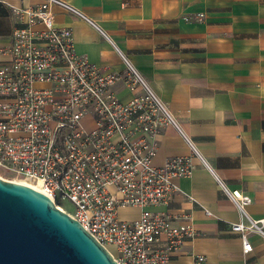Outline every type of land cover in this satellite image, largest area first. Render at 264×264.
<instances>
[{
	"label": "built area",
	"instance_id": "built-area-1",
	"mask_svg": "<svg viewBox=\"0 0 264 264\" xmlns=\"http://www.w3.org/2000/svg\"><path fill=\"white\" fill-rule=\"evenodd\" d=\"M54 7L82 18L109 40L91 18L64 0L13 8L22 25L12 30L9 46L0 48V55H8L0 61V177L36 186L63 211L60 203H71L70 215L105 247H114L118 264H169L196 231L191 223L176 225L151 207L169 203L177 190L174 181L192 173L195 157L246 220L231 223L230 229L239 233L242 252L248 253V235H264V219L247 212L251 196L217 176L112 41L124 64L121 73H101L86 55L77 54L71 29L54 23ZM116 83L131 96L118 97L111 89ZM166 126L177 131L188 153L156 166L157 137ZM124 208L140 213L123 220L119 211ZM193 264L212 263L195 255Z\"/></svg>",
	"mask_w": 264,
	"mask_h": 264
},
{
	"label": "crops",
	"instance_id": "crops-1",
	"mask_svg": "<svg viewBox=\"0 0 264 264\" xmlns=\"http://www.w3.org/2000/svg\"><path fill=\"white\" fill-rule=\"evenodd\" d=\"M40 1L0 0V48L9 46L12 30L22 25L13 8ZM64 1L109 38L54 7V23L71 29L76 53L86 55L101 73H121L124 64L112 41L168 106L217 176L251 196L250 217L264 219V0ZM200 13L203 17L197 19ZM7 59L0 55V61ZM111 89L122 100L131 96L121 83ZM157 141L156 166L188 153L171 126L162 129ZM192 163V173L174 181L177 190L169 203L151 207L171 216L176 225L191 223L196 231L169 264H193L195 255L212 264H264V235L250 233L251 250L244 254L240 235L230 224L246 220L210 170L195 157ZM139 213L138 208H124L119 218L131 220Z\"/></svg>",
	"mask_w": 264,
	"mask_h": 264
},
{
	"label": "water",
	"instance_id": "water-1",
	"mask_svg": "<svg viewBox=\"0 0 264 264\" xmlns=\"http://www.w3.org/2000/svg\"><path fill=\"white\" fill-rule=\"evenodd\" d=\"M0 264H118L39 190L0 177Z\"/></svg>",
	"mask_w": 264,
	"mask_h": 264
},
{
	"label": "rangeland",
	"instance_id": "rangeland-1",
	"mask_svg": "<svg viewBox=\"0 0 264 264\" xmlns=\"http://www.w3.org/2000/svg\"><path fill=\"white\" fill-rule=\"evenodd\" d=\"M60 204H62V206L66 209L65 212L71 214V211L73 210V205L71 203H69L68 201H62Z\"/></svg>",
	"mask_w": 264,
	"mask_h": 264
},
{
	"label": "bare ground",
	"instance_id": "bare-ground-1",
	"mask_svg": "<svg viewBox=\"0 0 264 264\" xmlns=\"http://www.w3.org/2000/svg\"><path fill=\"white\" fill-rule=\"evenodd\" d=\"M21 183H23V184H26V185H29V186H31V187H33V188H35V189H37V187L36 186H33V185H31V184H29L28 182H26V181H20Z\"/></svg>",
	"mask_w": 264,
	"mask_h": 264
},
{
	"label": "trees",
	"instance_id": "trees-1",
	"mask_svg": "<svg viewBox=\"0 0 264 264\" xmlns=\"http://www.w3.org/2000/svg\"><path fill=\"white\" fill-rule=\"evenodd\" d=\"M109 251H111L110 247H109ZM111 253H112V251H111Z\"/></svg>",
	"mask_w": 264,
	"mask_h": 264
}]
</instances>
